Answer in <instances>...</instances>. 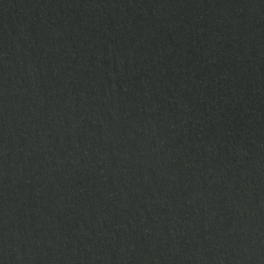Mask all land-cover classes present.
Returning <instances> with one entry per match:
<instances>
[{
  "label": "water",
  "instance_id": "1",
  "mask_svg": "<svg viewBox=\"0 0 264 264\" xmlns=\"http://www.w3.org/2000/svg\"><path fill=\"white\" fill-rule=\"evenodd\" d=\"M0 264H264V0H0Z\"/></svg>",
  "mask_w": 264,
  "mask_h": 264
}]
</instances>
